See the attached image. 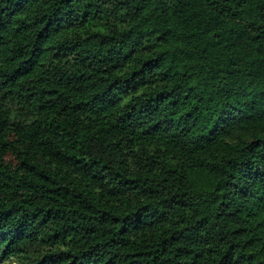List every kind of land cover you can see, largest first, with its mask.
<instances>
[{"label":"trees","instance_id":"trees-1","mask_svg":"<svg viewBox=\"0 0 264 264\" xmlns=\"http://www.w3.org/2000/svg\"><path fill=\"white\" fill-rule=\"evenodd\" d=\"M0 264H264V0H0Z\"/></svg>","mask_w":264,"mask_h":264},{"label":"rangeland","instance_id":"rangeland-1","mask_svg":"<svg viewBox=\"0 0 264 264\" xmlns=\"http://www.w3.org/2000/svg\"><path fill=\"white\" fill-rule=\"evenodd\" d=\"M38 245H30V246H27V249L30 250V251H33V250H36L38 249Z\"/></svg>","mask_w":264,"mask_h":264}]
</instances>
